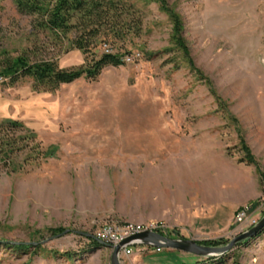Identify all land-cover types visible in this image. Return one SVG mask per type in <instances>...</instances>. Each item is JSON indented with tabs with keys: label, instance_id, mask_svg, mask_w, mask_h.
I'll use <instances>...</instances> for the list:
<instances>
[{
	"label": "rangeland",
	"instance_id": "rangeland-1",
	"mask_svg": "<svg viewBox=\"0 0 264 264\" xmlns=\"http://www.w3.org/2000/svg\"><path fill=\"white\" fill-rule=\"evenodd\" d=\"M127 1L143 13L141 36L125 45L98 40L94 48L97 55L119 53L125 65L50 92L29 78L11 86L0 79V122L18 121L44 149L55 148L38 162L26 161L28 151L6 167L0 162V264H111V249L83 234L127 222H161L176 238L226 245L264 216V181L240 142L264 174V0H163L180 16L186 56L159 5ZM19 55L65 69L85 59L67 40L39 29L37 17L20 14L13 0H0V60ZM62 169L83 182L84 204L97 216L74 210L55 222L44 210V177ZM245 208L252 225L235 220ZM58 228L67 234L50 239L48 230ZM26 243L39 245L7 247ZM131 248L120 264L206 260ZM223 264H264V230L236 244Z\"/></svg>",
	"mask_w": 264,
	"mask_h": 264
},
{
	"label": "trees",
	"instance_id": "trees-1",
	"mask_svg": "<svg viewBox=\"0 0 264 264\" xmlns=\"http://www.w3.org/2000/svg\"><path fill=\"white\" fill-rule=\"evenodd\" d=\"M17 11L23 15L37 17V27L47 31L55 40H67L70 46L85 55L82 65L75 68H60L53 60L31 61L27 56L14 58L2 57L0 60V79L8 86L21 79L29 78L33 85L44 92L55 91L61 85L70 84L78 79L95 82L107 67L125 65L119 53H102L97 55L94 48L98 40L102 42L125 45L127 41L141 36L143 13L135 3L127 0H13ZM152 2L164 11L172 24V39L176 47L188 54L187 47L179 34L182 24L179 14L171 11L163 0H143ZM242 149L249 156L248 162L256 167L261 182L264 181L259 167L249 155L248 147L240 139ZM28 151L26 161L38 162L51 158L55 148L44 149L41 142L31 130L15 120L0 122V162L8 164V160ZM53 236L66 231L64 229L48 230ZM259 237V236H258ZM172 238H176L173 234ZM91 244L99 246L91 239ZM204 246H222V240H206L198 242ZM245 243V242H244ZM242 243V244H244ZM1 244V242H0ZM19 251H28L34 246L12 244L7 246ZM222 258H209L197 264H223Z\"/></svg>",
	"mask_w": 264,
	"mask_h": 264
},
{
	"label": "water",
	"instance_id": "water-1",
	"mask_svg": "<svg viewBox=\"0 0 264 264\" xmlns=\"http://www.w3.org/2000/svg\"><path fill=\"white\" fill-rule=\"evenodd\" d=\"M264 230V216L248 231L236 236L228 244L222 246H204L200 245L195 240H186L183 238H172L167 235H162L157 232L145 231L141 232L121 240L117 245H105L111 249L110 262L111 264H120V256L124 249L135 246H148L154 249H168L178 252L191 254L199 258H219L225 256L232 248L239 243H244ZM68 231H64L59 235H56L50 239H54L67 234ZM85 237L93 239L92 235L83 234ZM49 240H44L39 244H44ZM37 243H26L27 246H37Z\"/></svg>",
	"mask_w": 264,
	"mask_h": 264
},
{
	"label": "crops",
	"instance_id": "crops-1",
	"mask_svg": "<svg viewBox=\"0 0 264 264\" xmlns=\"http://www.w3.org/2000/svg\"><path fill=\"white\" fill-rule=\"evenodd\" d=\"M136 165H138V163H136ZM136 168L137 167L133 166V169ZM142 171L147 172L149 169L143 168ZM44 180L47 187L46 196L48 198L44 210L48 211L51 217L55 218V222L59 221V219H68L69 214H71V212L74 210L76 211L75 213L80 216H87L88 213V216L94 218L98 215L96 209L87 208L84 204L85 201L87 202V200L85 199V192L81 189L83 182L80 180L79 182L75 183L73 180H71L69 169L53 170L47 172ZM72 190H74L76 194V199L74 201L71 200L73 204L69 200ZM79 220L82 221L83 224L85 218L80 217Z\"/></svg>",
	"mask_w": 264,
	"mask_h": 264
},
{
	"label": "built area",
	"instance_id": "built-area-1",
	"mask_svg": "<svg viewBox=\"0 0 264 264\" xmlns=\"http://www.w3.org/2000/svg\"><path fill=\"white\" fill-rule=\"evenodd\" d=\"M107 53V52H106ZM248 208L238 211L235 220L238 223H244L247 225H252L254 220H248ZM157 232L162 235L173 236L172 231L169 232L168 228L161 222H148L146 224L127 222L124 224H105L101 228H98L93 235L94 241L102 245H117L121 240L126 237L145 232ZM159 251V249H155ZM132 252V248H126L123 250L122 254L128 255Z\"/></svg>",
	"mask_w": 264,
	"mask_h": 264
}]
</instances>
